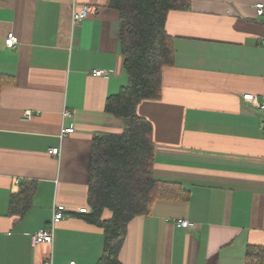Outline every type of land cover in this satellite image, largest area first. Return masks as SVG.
<instances>
[{
  "label": "crops",
  "instance_id": "1",
  "mask_svg": "<svg viewBox=\"0 0 264 264\" xmlns=\"http://www.w3.org/2000/svg\"><path fill=\"white\" fill-rule=\"evenodd\" d=\"M258 3L192 0L169 12L174 63L162 70L160 97L137 112L153 127L154 176L174 194L129 222L117 264H246L250 245L264 262V109L244 99L264 101ZM83 6L91 13L73 25ZM119 28L108 0H0V264H103L104 230L80 209H90L94 137L125 129L105 109L129 84ZM64 125L74 131L61 137ZM31 182L30 205L14 209L13 194ZM56 204L66 211L53 243L34 245Z\"/></svg>",
  "mask_w": 264,
  "mask_h": 264
},
{
  "label": "trees",
  "instance_id": "2",
  "mask_svg": "<svg viewBox=\"0 0 264 264\" xmlns=\"http://www.w3.org/2000/svg\"><path fill=\"white\" fill-rule=\"evenodd\" d=\"M192 0H108L120 15L119 40L129 84L106 101V112L124 122L122 134L93 139L88 203L84 217L105 233L103 264H117L129 222L148 214L153 202L173 195L171 183L153 173L155 143L150 121L137 112L142 100L158 99L162 70L174 63L172 37L166 20L172 10H189ZM177 187V186H176ZM169 188V189H168ZM35 192L34 182L13 194L11 205L25 210ZM111 217L102 218L104 210ZM263 250L248 246L246 264H263Z\"/></svg>",
  "mask_w": 264,
  "mask_h": 264
},
{
  "label": "built area",
  "instance_id": "3",
  "mask_svg": "<svg viewBox=\"0 0 264 264\" xmlns=\"http://www.w3.org/2000/svg\"><path fill=\"white\" fill-rule=\"evenodd\" d=\"M257 13L258 15H262L264 13V4L263 3H258L256 5ZM91 13V7L89 6H83L81 8H76L74 7L72 11V22L73 25H77L79 22H81L83 19H85L89 14ZM19 43V39L17 36H15L13 33H10L6 39V44L9 47H15ZM93 74L96 76H101L104 75V71L102 70H95L93 71ZM244 99L250 103H252L254 106L264 109V101H260L256 95L254 94H246L244 95ZM27 116L30 114L27 113ZM71 112L67 109L64 110L63 112V119L71 117ZM261 127L264 130V120L261 123ZM74 131L73 125L70 126H63L62 131H61V137L67 136L71 134ZM50 153L54 156H60L61 155V148L60 147H55L50 149ZM65 207L62 205H55L53 209V217L49 225L45 228H42L38 230L37 232L33 233L31 236L32 243L34 245H37L39 243H53L54 240V231H55V226L56 224L61 221L64 216H65ZM80 212L86 213L87 209L83 208L80 209ZM177 226L182 227V228H190L192 227V223L188 220H178L177 221ZM46 264H52L51 261H47ZM70 264H75L74 261L70 262Z\"/></svg>",
  "mask_w": 264,
  "mask_h": 264
},
{
  "label": "bare ground",
  "instance_id": "4",
  "mask_svg": "<svg viewBox=\"0 0 264 264\" xmlns=\"http://www.w3.org/2000/svg\"><path fill=\"white\" fill-rule=\"evenodd\" d=\"M100 70V69H99Z\"/></svg>",
  "mask_w": 264,
  "mask_h": 264
}]
</instances>
